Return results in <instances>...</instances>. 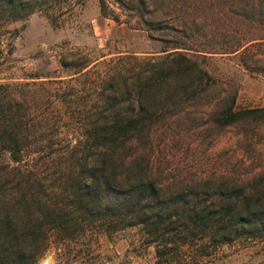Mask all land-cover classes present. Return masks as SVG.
I'll list each match as a JSON object with an SVG mask.
<instances>
[{
    "label": "trees",
    "instance_id": "trees-1",
    "mask_svg": "<svg viewBox=\"0 0 264 264\" xmlns=\"http://www.w3.org/2000/svg\"><path fill=\"white\" fill-rule=\"evenodd\" d=\"M66 1L0 0V35ZM132 1L140 16L150 12L148 0ZM154 1L171 10L152 11L168 21L145 19L160 50L64 59L69 78L0 82V264H38L51 251L60 264H107L106 244L132 228L154 247L151 264H208L224 245L264 240V177L248 188L167 181L152 147L197 108L220 127L264 124V106L238 107L235 77L264 73V0Z\"/></svg>",
    "mask_w": 264,
    "mask_h": 264
},
{
    "label": "rangeland",
    "instance_id": "rangeland-1",
    "mask_svg": "<svg viewBox=\"0 0 264 264\" xmlns=\"http://www.w3.org/2000/svg\"><path fill=\"white\" fill-rule=\"evenodd\" d=\"M103 1L107 12L102 9ZM148 1L150 12L160 8L171 11L168 4ZM170 1L175 0L166 3ZM132 2L68 0L61 7L49 2L27 19L7 23L0 35V55L6 57L0 66V82L69 78L74 68H65L64 59L82 65L117 54L144 55L160 50L163 44L150 36L145 19L168 21L170 16L158 11L140 16L136 9L129 8L135 5ZM228 65L220 61L223 69ZM31 75L42 77L29 78ZM235 77L239 83L238 107L264 106V73L238 69ZM86 79H82L83 88L88 87ZM196 111L193 117L170 121L165 136L153 140V159L157 169L165 171L164 180L214 177L248 188L264 177L263 123L245 119L220 127L206 121L205 107ZM141 242L138 228L126 230L114 243L106 244L105 252L113 257L107 264L153 263L154 247ZM38 264L60 263L51 251ZM208 264H264V240L238 239L222 246L217 258Z\"/></svg>",
    "mask_w": 264,
    "mask_h": 264
}]
</instances>
